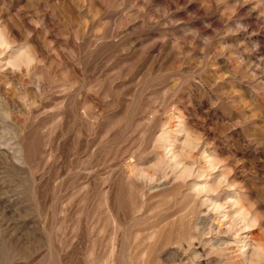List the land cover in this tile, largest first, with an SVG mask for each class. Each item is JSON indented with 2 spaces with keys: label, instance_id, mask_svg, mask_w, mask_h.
Here are the masks:
<instances>
[{
  "label": "rangeland",
  "instance_id": "rangeland-1",
  "mask_svg": "<svg viewBox=\"0 0 264 264\" xmlns=\"http://www.w3.org/2000/svg\"><path fill=\"white\" fill-rule=\"evenodd\" d=\"M147 260L264 264V0H0V264Z\"/></svg>",
  "mask_w": 264,
  "mask_h": 264
},
{
  "label": "bare ground",
  "instance_id": "bare-ground-1",
  "mask_svg": "<svg viewBox=\"0 0 264 264\" xmlns=\"http://www.w3.org/2000/svg\"><path fill=\"white\" fill-rule=\"evenodd\" d=\"M130 185H131V183L128 182L127 183V186H128L127 189H129V192L131 193V190H130L131 186ZM103 205L105 206L104 209H101V208L97 209L98 210L97 221L100 222V228L98 229L97 232H100V235L99 236L97 235L96 239L93 240V244L94 245H98V246L99 245L100 246L103 245L104 250H102V252H100L99 257H102V258L105 257V260L109 259L113 263V261L115 259H117V257H119V255L120 256L124 255L123 252H124L126 246L124 248L117 247L118 246V242H119L118 241V238H119L118 237V231H119L120 221L122 220V216L126 215L131 210V202H124L122 200V201H119L116 204H113V203H110V202L106 201V202L103 203ZM100 206H102V205L100 204ZM121 206H123V208H125V210H123L122 212H120V210H119ZM97 210H95L94 212H96ZM136 239H137V237L131 239V241H130L131 243L128 246L127 254H126L127 257H129V259H132V260L133 259H137L135 257L138 254L136 247L138 248V244L140 242H139L138 239L137 240ZM142 243L140 245H142ZM150 247H152V246H150ZM150 247H146V248H150ZM115 248H116V250H115ZM134 248L136 249V251L134 250ZM143 248H145V247H143ZM91 253L93 254L94 250ZM145 253H147V251ZM95 254H96V252H95ZM141 254H144V253H141ZM142 257H143V255H142ZM100 260H102V259H100ZM105 260L103 259L104 262H105ZM148 261L149 260H147L146 264L148 263Z\"/></svg>",
  "mask_w": 264,
  "mask_h": 264
}]
</instances>
